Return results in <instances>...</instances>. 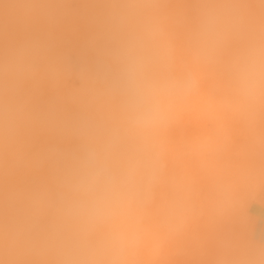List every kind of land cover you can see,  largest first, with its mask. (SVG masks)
Returning <instances> with one entry per match:
<instances>
[{"label":"bare ground","instance_id":"obj_1","mask_svg":"<svg viewBox=\"0 0 264 264\" xmlns=\"http://www.w3.org/2000/svg\"><path fill=\"white\" fill-rule=\"evenodd\" d=\"M261 58L259 0H0V264H264Z\"/></svg>","mask_w":264,"mask_h":264},{"label":"clouds","instance_id":"obj_2","mask_svg":"<svg viewBox=\"0 0 264 264\" xmlns=\"http://www.w3.org/2000/svg\"><path fill=\"white\" fill-rule=\"evenodd\" d=\"M254 83L257 88L264 89V58L255 65L254 69Z\"/></svg>","mask_w":264,"mask_h":264},{"label":"snow or ice","instance_id":"obj_3","mask_svg":"<svg viewBox=\"0 0 264 264\" xmlns=\"http://www.w3.org/2000/svg\"><path fill=\"white\" fill-rule=\"evenodd\" d=\"M242 11L245 10V7L243 5L239 6ZM259 8H260V14H261V19L264 21V0H259Z\"/></svg>","mask_w":264,"mask_h":264},{"label":"rangeland","instance_id":"obj_4","mask_svg":"<svg viewBox=\"0 0 264 264\" xmlns=\"http://www.w3.org/2000/svg\"><path fill=\"white\" fill-rule=\"evenodd\" d=\"M73 64H75V62H73ZM259 227L261 226V224L260 225H258Z\"/></svg>","mask_w":264,"mask_h":264}]
</instances>
